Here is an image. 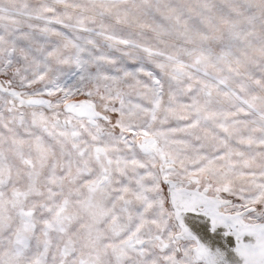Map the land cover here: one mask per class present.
<instances>
[{
  "label": "snow or ice",
  "instance_id": "snow-or-ice-1",
  "mask_svg": "<svg viewBox=\"0 0 264 264\" xmlns=\"http://www.w3.org/2000/svg\"><path fill=\"white\" fill-rule=\"evenodd\" d=\"M0 264H264V0H0Z\"/></svg>",
  "mask_w": 264,
  "mask_h": 264
}]
</instances>
